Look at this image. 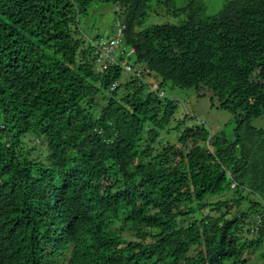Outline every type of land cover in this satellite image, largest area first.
<instances>
[{
  "label": "trees",
  "instance_id": "16d2710c",
  "mask_svg": "<svg viewBox=\"0 0 264 264\" xmlns=\"http://www.w3.org/2000/svg\"><path fill=\"white\" fill-rule=\"evenodd\" d=\"M95 2L119 5L160 91H212L236 138L201 125L154 153L176 105L132 75L110 89L124 70H97L80 30ZM157 8L183 18L148 23ZM263 114L264 0H0V264L238 263L264 240V214L240 237L264 213Z\"/></svg>",
  "mask_w": 264,
  "mask_h": 264
},
{
  "label": "rangeland",
  "instance_id": "374dc122",
  "mask_svg": "<svg viewBox=\"0 0 264 264\" xmlns=\"http://www.w3.org/2000/svg\"><path fill=\"white\" fill-rule=\"evenodd\" d=\"M207 6L209 14L217 13L227 0H203ZM181 2V0H180ZM160 15L153 14L148 23H161V22H178L183 16L176 17L171 14H167L164 9H158ZM122 17L120 15V7L117 4L106 2L93 3L85 14L80 15V30L82 36L90 39H98L100 36L105 38L113 35L114 25ZM94 40V41H95ZM123 56L119 55L118 59ZM135 63L134 58H126L124 63ZM116 65V64H113ZM96 68L98 69V63L96 61ZM146 69V66H145ZM131 74L124 72L119 83L118 95L123 96L127 93L125 83L131 79ZM159 86V85H158ZM111 89V88H110ZM164 91V98L170 99L176 105L174 116L168 123H162L158 126L159 135L154 143V153L159 150L169 149L172 146H176L185 153L184 146L179 142V138L187 128H196L198 126H206L210 129L211 133L225 135L228 140H234L236 138V131L238 130V121L234 114L230 111L218 108V99L213 96V92L207 90L205 95H199V92L195 88L182 89L174 87L170 82H167L162 88ZM112 91L115 89H111ZM148 90H144L141 93L142 97H145ZM105 104V102H103ZM257 128L264 129V114L259 117H253L251 120ZM147 130L155 125L147 122ZM147 130L145 137L147 136ZM199 137V136H198ZM31 140L36 142V145H42V139L37 136H31ZM210 149L212 145L210 144ZM254 194V193H253ZM251 195L252 198L256 197ZM232 196V192H227L222 196L209 197L210 201H217L220 199H227ZM248 204H243L242 207H247ZM258 215L250 218V220L243 225V231L240 235L242 239L253 238L258 235V227L261 225V218L263 216V208L260 206ZM250 230V232H249ZM236 264H264V240L263 242L253 248L247 249L241 260Z\"/></svg>",
  "mask_w": 264,
  "mask_h": 264
},
{
  "label": "built area",
  "instance_id": "2783aa9c",
  "mask_svg": "<svg viewBox=\"0 0 264 264\" xmlns=\"http://www.w3.org/2000/svg\"><path fill=\"white\" fill-rule=\"evenodd\" d=\"M127 25L125 22L118 20L114 25L113 35L105 38L101 36L95 41V54L97 55L98 69L104 72L109 65L116 64L130 73L133 77L137 78L140 83L146 84L151 91L158 93L160 97L164 96V92L159 90L156 78L145 69L143 65L137 63H124L125 59L134 57L135 48L129 46L125 42V29ZM122 55L121 59L118 56ZM119 85L118 81H114L111 89H116Z\"/></svg>",
  "mask_w": 264,
  "mask_h": 264
},
{
  "label": "clouds",
  "instance_id": "9594fccd",
  "mask_svg": "<svg viewBox=\"0 0 264 264\" xmlns=\"http://www.w3.org/2000/svg\"><path fill=\"white\" fill-rule=\"evenodd\" d=\"M101 37V36H100ZM97 40V39H96ZM150 90V89H149ZM161 91H163V90H161ZM164 92V91H163Z\"/></svg>",
  "mask_w": 264,
  "mask_h": 264
}]
</instances>
